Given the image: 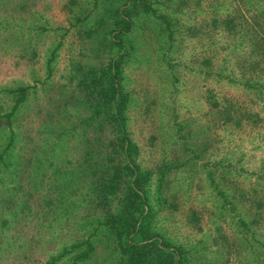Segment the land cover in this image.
I'll list each match as a JSON object with an SVG mask.
<instances>
[{"label":"rangeland","instance_id":"rangeland-1","mask_svg":"<svg viewBox=\"0 0 264 264\" xmlns=\"http://www.w3.org/2000/svg\"><path fill=\"white\" fill-rule=\"evenodd\" d=\"M147 3L0 0V155L10 128L17 137L0 158V264H129L130 239L137 264H264V0ZM120 29L149 203L117 228L127 176L106 198L96 189L109 162L124 165L98 130ZM146 209L149 229L135 234ZM87 240L95 249L79 260Z\"/></svg>","mask_w":264,"mask_h":264},{"label":"trees","instance_id":"trees-1","mask_svg":"<svg viewBox=\"0 0 264 264\" xmlns=\"http://www.w3.org/2000/svg\"><path fill=\"white\" fill-rule=\"evenodd\" d=\"M148 0H144L145 5L148 6L147 11L149 12L152 8L147 3ZM152 14L156 16L155 10H152ZM158 17V16H156ZM166 22V27L170 31V35H173L172 22L163 17ZM134 22L131 19H126V27L128 29L127 32H131L133 30ZM126 33L124 30H116L114 32V39L120 45V54L113 58L110 63V73L111 76L107 82V86L105 87V91L102 94V100L99 102L100 105H103L106 108L104 115L107 116L105 123L103 126L98 129L101 136L105 135V130L109 129L112 132V138L110 139V144L114 146L113 149L107 150L106 157L110 158L112 153L118 156L119 160L124 163L123 167L120 168L118 165H114L112 162L107 164V168L105 172L106 176L103 177V180L98 185L96 192H101L100 197H105L107 193H113L114 189L119 187V173L123 171V176H127L125 178V182L128 184L126 188V200L125 205L123 207V212H116L115 214L110 215V220L112 222L113 227L119 228L120 222H127L129 217L123 216V213L126 215L131 214V209H137L140 205H148L149 197L147 193V181L148 176L141 171L140 167L137 164L136 156L138 153L137 146L133 143L128 128V116H127V107L129 102V93L123 87V70L121 64L125 58L126 44L122 39V35ZM29 86H20L18 88L12 89L11 92L15 94L16 100L15 104L10 112L3 114L8 120V123L12 127L14 118L22 103H24L28 98ZM96 114L98 116L101 114L100 111ZM1 116V114H0ZM109 123V126H108ZM11 133L8 137V143L4 148L3 152L0 155V158H3L4 155L10 154L12 152L13 147L16 146L17 137L16 132L13 128H10ZM55 138H51L50 141H54ZM91 149V148H90ZM106 151V149H105ZM91 152L93 150L91 149ZM112 175V176H111ZM129 178V179H128ZM107 187H110L111 190L109 192L102 193L103 190H106ZM139 221V226H135L134 232L135 234H144L148 231L149 225L151 222V213L149 210H145ZM125 217V218H124ZM127 233V232H125ZM124 233V234H125ZM123 234V235H124ZM128 247L132 249V253L130 255L129 264H137V243H135L132 239L126 241ZM87 250L79 254V260L88 259L91 253L94 251L95 247L91 240L86 241ZM178 264H181L178 261Z\"/></svg>","mask_w":264,"mask_h":264}]
</instances>
